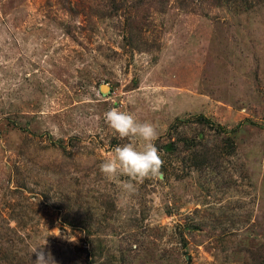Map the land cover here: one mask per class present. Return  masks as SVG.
Segmentation results:
<instances>
[{"label":"rangeland","instance_id":"rangeland-1","mask_svg":"<svg viewBox=\"0 0 264 264\" xmlns=\"http://www.w3.org/2000/svg\"><path fill=\"white\" fill-rule=\"evenodd\" d=\"M111 107L158 130L163 176L127 199ZM38 247L264 264V0H0V264Z\"/></svg>","mask_w":264,"mask_h":264},{"label":"clouds","instance_id":"clouds-1","mask_svg":"<svg viewBox=\"0 0 264 264\" xmlns=\"http://www.w3.org/2000/svg\"><path fill=\"white\" fill-rule=\"evenodd\" d=\"M103 118L115 135L129 141L115 146L100 165L102 173L109 179L128 178L120 181L121 198L127 199L136 193L138 182L163 176V161L155 144L157 126L117 107L105 111ZM34 253L37 258L33 264H55L51 253L46 255L43 247H38Z\"/></svg>","mask_w":264,"mask_h":264},{"label":"water","instance_id":"water-1","mask_svg":"<svg viewBox=\"0 0 264 264\" xmlns=\"http://www.w3.org/2000/svg\"><path fill=\"white\" fill-rule=\"evenodd\" d=\"M106 87H101V93L105 95L108 92V89L105 90Z\"/></svg>","mask_w":264,"mask_h":264}]
</instances>
